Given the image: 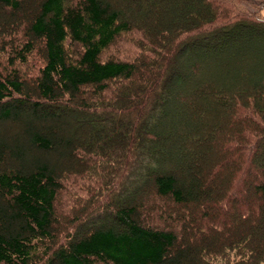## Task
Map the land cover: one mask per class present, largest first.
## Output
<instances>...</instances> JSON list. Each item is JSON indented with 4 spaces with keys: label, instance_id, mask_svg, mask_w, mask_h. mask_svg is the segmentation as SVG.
I'll return each instance as SVG.
<instances>
[{
    "label": "trees",
    "instance_id": "trees-1",
    "mask_svg": "<svg viewBox=\"0 0 264 264\" xmlns=\"http://www.w3.org/2000/svg\"><path fill=\"white\" fill-rule=\"evenodd\" d=\"M263 5L0 0V264H264Z\"/></svg>",
    "mask_w": 264,
    "mask_h": 264
},
{
    "label": "rangeland",
    "instance_id": "rangeland-1",
    "mask_svg": "<svg viewBox=\"0 0 264 264\" xmlns=\"http://www.w3.org/2000/svg\"><path fill=\"white\" fill-rule=\"evenodd\" d=\"M1 9L2 8H0V18L4 17V14H3V12H2ZM260 9H261L262 13L264 14V5L262 7H260ZM138 36L130 35L127 39L125 38V40L121 43V45L119 46V49L117 50V53L119 54V56H121V57H131L132 58V57H136L134 54H136V53H138V55L140 54L139 51L141 50V48L138 46L139 40L136 39ZM250 49H251V51L247 52L245 54V57H237L234 53H231L230 52L228 54V58L227 59L229 61H232V62L237 61L238 63H240L241 61H245L247 59L252 60V61H256L257 60V61H260L262 63V65H261L262 68L261 69L264 70V48L263 49H261V48L259 49L258 47H251ZM128 50H129V52H128ZM129 54H131V55H129ZM217 64H220V63L217 61ZM201 65H202L201 68L203 69L202 70V73L200 75L193 76V82L196 83V84L197 83H200L201 78L204 77L205 75H207V74L208 75H213V72H212L213 68L212 67L210 68V66L207 63H202ZM242 75H244V74L242 73ZM211 98L215 99V97H211L210 96L209 99H211ZM192 109H194V106L192 107ZM214 116H216V118L213 119L214 122L211 124V129H209V131H207V133H206L207 136H211V138L213 137V135L215 133L218 132V129L215 126L218 125V124L220 125V123L218 122V120H219L218 117L221 116L219 114V112H218V115H214ZM7 125H8V127L6 126L5 127L6 129H4V133H5L4 135L8 138V140L11 143H18V142L20 143V142H24L27 139L25 137L26 134L23 132V127H22V122L21 121H19V122H13V123H10V124H7ZM62 126H63L62 128H64V133H62V134H64L65 137L67 135L69 136V134H67V133H69V128L66 127V125H62ZM185 132H186V129H185ZM186 134H188V133H186ZM204 134H205V132L203 133V135ZM18 139H21V140L18 141V142H16ZM188 139L192 140L193 139V136L192 135H189ZM190 140H189V142H191ZM185 147H187V148L178 149L177 154H176V158H175L176 162H174V163L171 162V161H173V159H171V161H170L171 163H169V165H171V166H173V165L179 166V165H181V160L183 159V160L188 161L192 165V168L197 173H203V166L198 161L197 156L195 154V152L197 153L198 151H194V149L191 148V143H189V144L185 143ZM35 153L31 154V156L35 155ZM215 154H218V153L215 152ZM49 157L51 159H54L55 158L53 154H51ZM29 159H30V156L28 157V160ZM66 159L64 157L61 158V161H62V164H63L62 166L63 167H65V166L67 167V165H68ZM215 160L216 159L214 158L213 161H215ZM179 173L181 175L185 176L183 170H181ZM85 183H86V181H85ZM85 183H83V184L84 185H87ZM76 194H79V193L72 191V192H69L68 194L66 193V196L69 199H71ZM230 217H232V214L231 213L227 214L225 216V219L230 220ZM232 223H235V222H232ZM237 223L238 222H236V224ZM213 226L214 227L212 228V231H214V230L215 231L222 230V228L220 226H218V228H216L217 226H215V225H213ZM256 227H258V228L260 227L258 223H255L253 229H255ZM200 232L203 233V229H201ZM204 233H206V232H204ZM209 233L210 232H208L206 234H209ZM190 241H191V239H190Z\"/></svg>",
    "mask_w": 264,
    "mask_h": 264
},
{
    "label": "bare ground",
    "instance_id": "bare-ground-1",
    "mask_svg": "<svg viewBox=\"0 0 264 264\" xmlns=\"http://www.w3.org/2000/svg\"><path fill=\"white\" fill-rule=\"evenodd\" d=\"M133 24V23H132ZM130 34V33H129ZM128 36V35H127ZM126 35H125V37H127ZM123 37V36H122ZM129 37V36H128ZM124 38V37H123ZM131 41V40H130ZM117 48V47H116ZM133 50V49H132ZM134 51V50H133ZM121 52V51H120ZM128 52H129V50H128ZM136 52V51H135ZM130 55V54H129ZM24 62V61H23ZM119 78V77H118ZM117 79V78H116ZM120 79V78H119ZM121 79H122V77H121ZM131 81V80H130ZM115 82V81H114ZM141 83V82H140ZM131 84V83H130ZM142 84V83H141ZM124 85H126L125 83H124ZM123 85V86H124ZM128 86V85H127ZM130 86V85H129ZM135 86V85H134ZM140 86V85H139ZM132 88V87H131ZM111 89V88H110ZM129 89V88H128ZM126 92V91H125ZM137 92V91H136ZM141 92V91H140ZM139 92V93H140ZM112 93V92H111ZM119 93V92H118ZM124 93V92H123ZM150 93V92H149ZM129 94V93H128ZM127 94V95H128ZM134 94H135V92H134ZM138 94V93H137ZM97 95V94H96ZM100 95V94H99ZM100 96H102V95H100ZM119 96V95H118ZM114 100V99H113ZM116 100V99H115ZM135 100V99H134ZM142 100V99H141ZM137 101V100H136ZM90 102V101H89ZM109 103V102H108ZM111 103V102H110ZM124 103V102H123ZM158 103V102H157ZM113 104V103H112ZM135 104H136V102H135ZM89 105V104H88ZM115 105V104H114ZM127 105V104H126ZM90 106V105H89ZM104 106V105H103ZM123 106V105H122ZM71 107V106H70ZM112 108H114V107H112ZM114 111V110H113ZM61 112V111H60ZM59 112V113H60ZM65 112V111H64ZM89 112V111H88ZM92 112V111H91ZM105 112V111H104ZM103 112V113H104ZM109 112V111H108ZM106 113V112H105ZM112 113V112H111ZM74 114V113H73ZM87 115V114H86ZM93 115V114H92ZM96 115V114H95ZM109 115V114H108ZM107 115V116H108ZM90 116V115H89ZM103 116V115H102ZM105 116V115H104ZM118 116V115H117ZM73 117V116H72ZM78 117V116H77ZM99 117V116H98ZM110 117V116H109ZM85 118V117H84ZM101 118V117H100ZM81 119V118H80ZM103 119V118H102ZM121 119V118H120ZM124 119H125V117H124ZM88 120H89V118H88ZM91 120V119H90ZM129 120V119H128ZM81 121V120H80ZM117 121V120H116ZM90 123V122H89ZM114 124V123H113ZM94 125V124H93ZM101 126H102V124H101ZM100 126V127H101ZM119 126V125H118ZM99 127V126H98ZM99 127V128H100ZM104 127V126H103ZM117 127V126H116ZM87 128V127H86ZM97 128V127H96ZM95 129V128H94ZM106 129V128H105ZM118 130V129H117ZM107 132V131H106ZM114 132V131H113ZM103 133H105V132H103ZM108 133V132H107ZM94 134H97V133H94ZM106 134V133H105ZM110 134V133H109ZM127 134V133H126ZM109 136V135H108ZM102 137V136H101ZM117 137V136H116ZM105 139V138H104ZM90 141V140H89ZM107 141V140H106ZM128 142H130V141H128ZM133 142V141H132ZM102 145V144H101ZM104 146V145H103ZM109 150V149H108ZM107 151V150H106ZM99 163V162H98ZM128 164V163H127ZM117 169V168H116ZM123 171V170H122ZM103 177V176H102ZM101 178V177H100ZM104 178V177H103ZM102 180V179H101ZM104 182V181H103ZM109 184V183H108ZM107 184V185H108ZM110 188V187H109ZM112 188V187H111ZM98 191V190H97ZM126 191V190H125ZM107 193V192H106ZM130 196V195H129ZM128 196V197H129ZM126 197V196H125ZM79 199V198H78ZM121 199H123V198H121ZM120 201H122V200H120ZM119 203V202H118ZM116 207V206H115ZM70 216V215H69ZM114 219V218H113ZM88 221V220H87ZM114 221V220H113ZM89 222V221H88ZM115 222V221H114ZM113 223V222H112ZM69 224H70V222H69ZM72 229V228H71ZM81 231V230H80ZM84 232V231H83ZM69 233V232H68ZM71 234V233H70ZM79 236H80V234H79Z\"/></svg>",
    "mask_w": 264,
    "mask_h": 264
}]
</instances>
